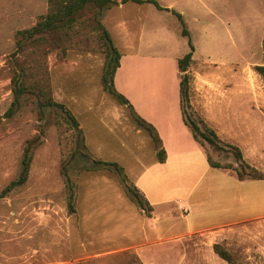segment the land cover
<instances>
[{"label":"rangeland","instance_id":"rangeland-1","mask_svg":"<svg viewBox=\"0 0 264 264\" xmlns=\"http://www.w3.org/2000/svg\"><path fill=\"white\" fill-rule=\"evenodd\" d=\"M155 1L170 11L128 2L96 15L93 6L68 36H60L58 48L41 41L17 53L16 32L32 28L50 3L0 0V264H228L213 252L215 241L237 264H264V224L225 230L223 242L166 239L181 227L173 228L170 216L158 222L140 209L134 180L154 160L156 144L109 92V77L104 82L112 58L99 28L119 51L135 46L159 57L185 55L190 40L192 60L181 72L187 78L181 93L185 122L203 130L211 104L238 102L254 110L251 118L241 111V135L264 139V81L254 70L264 65V0ZM172 11L182 15L187 36ZM15 75L36 95L24 94L7 116ZM49 99L62 104L78 127L63 109L40 105ZM241 135L234 142L216 140L217 148L199 141L214 163L235 167L229 148L235 146L246 156L243 164L264 173V141L241 142ZM29 146L26 182L1 195L18 179ZM98 162L116 163L122 172Z\"/></svg>","mask_w":264,"mask_h":264},{"label":"crops","instance_id":"crops-1","mask_svg":"<svg viewBox=\"0 0 264 264\" xmlns=\"http://www.w3.org/2000/svg\"><path fill=\"white\" fill-rule=\"evenodd\" d=\"M118 52L114 88L154 128L165 152L163 162L157 161L156 151L153 152L154 160L143 165L134 186L151 206L154 220L160 222L164 216H170L175 222L173 228L181 227L179 233L166 239L206 237L223 242L225 230L264 224V179L239 180L232 170L211 167L207 152L184 122L178 60L187 53L181 57L176 53L159 57L141 53L135 46ZM210 107L202 121L221 142H234V137L241 135V111H250L242 113L245 118H251L254 111L233 101ZM241 136V142L264 141L263 137L256 140L247 139V134ZM243 159L246 160L245 155ZM160 208H164V215L158 213ZM48 264L74 263L62 260Z\"/></svg>","mask_w":264,"mask_h":264},{"label":"trees","instance_id":"trees-1","mask_svg":"<svg viewBox=\"0 0 264 264\" xmlns=\"http://www.w3.org/2000/svg\"><path fill=\"white\" fill-rule=\"evenodd\" d=\"M134 3V4H144V3H149L152 4L156 9L158 10H166L170 11L166 8H162L157 1L155 0H120V1H114V0H49L51 10L50 12L41 18L40 21H38L32 28L26 29V30H20L16 32V45L18 48L17 53H21L25 50V48L33 43H38V42H43L45 44L48 43L50 48H58V44L56 42L60 41V36H68L69 32L73 30L74 28V23L78 21V19L83 15V13L90 9L93 6H96L98 11L96 15H98L100 12H102L104 9L111 7L112 5H123L125 3ZM172 13L177 17L179 22L183 26V35L187 36V31L184 27V21L182 18V15L180 13H177L175 11H172ZM99 28L102 31V35L104 39L109 43V49L110 52L108 55L112 58L109 62L106 63L105 65V71H104V82L106 84L107 78L109 77V82L112 85V89L109 90V92L122 104L126 105L129 107L133 113L136 115L137 122L140 127H142L144 130H146L150 137L153 139V141L156 144V159L159 162H163L165 160V152L161 147V141L155 132L154 128L147 123L145 120L140 118L135 111L133 110L132 106L130 103L121 95L119 94L113 85V79H114V74L117 68L119 67V59H120V54L116 47L114 46L111 37L109 36L108 32L102 27L99 26ZM49 41V42H48ZM189 48L190 51L187 53L182 59L178 60V69L180 72H185L186 68L191 60L192 53L194 51V47L191 44V41L189 40ZM256 73L263 79L264 81V65L256 66L254 68ZM180 102H181V93L186 92V76L181 77L180 76ZM13 94L15 96V100L13 101L12 106L7 112V116H11L15 110L14 107L17 108L18 106V100L20 97H22L24 94L26 95H34L35 93L33 90L25 86L20 82L19 78H16V75L14 76L13 79ZM36 95V94H35ZM38 97L40 95H37ZM48 107H56L63 109L71 123L78 127L75 118L73 115L65 109V107L62 104L56 103L52 101L51 99L47 100L45 104H40ZM184 117V115H183ZM185 122V118H184ZM187 127L190 129L193 138L195 139L196 142L203 147L201 142L199 141V137L207 143L210 147L217 148V143L216 140H218L217 135L213 130L208 128L203 121L201 120V127H203V130H201L200 125L191 123L190 125L187 124ZM204 148V147H203ZM230 149L234 151V157H235V167L228 165V166H221L218 163H214L211 161L209 154L208 155V162L209 165L213 168H221V169H227V170H232L236 173L237 177L239 180H244V179H253V180H261L264 179V174L257 171L256 169L252 168L249 164L245 162L243 164L244 159L242 156V153L239 148L235 146H229ZM30 146L27 147L25 150L23 159H22V169L20 171V175L17 180L12 181L9 183L7 187L4 188L2 191L1 195H5L12 191L14 188L21 186L23 183L26 182L28 171H29V166L31 162V154H30ZM103 164L104 166H112L114 167L119 173L122 172V169L116 164V163H108V162H98ZM243 165V166H240ZM239 168L241 169H248V172H241L239 171ZM136 197H137V203L139 204V207L142 211L144 212H151V206L148 204V202L145 200V198L139 193V191L136 189ZM72 197V196H71ZM72 198H70V201ZM69 208L70 210H73L72 204L69 202ZM213 252L223 261L227 262L228 264H237L235 263L233 257L231 256L230 252L226 248H224L221 244H214L213 245Z\"/></svg>","mask_w":264,"mask_h":264}]
</instances>
